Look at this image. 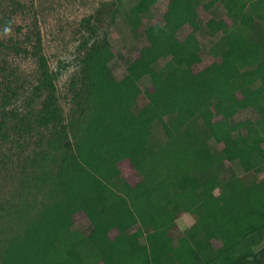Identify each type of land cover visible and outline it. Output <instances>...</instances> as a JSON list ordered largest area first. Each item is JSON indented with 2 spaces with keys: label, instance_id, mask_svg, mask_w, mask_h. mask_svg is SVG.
<instances>
[{
  "label": "trees",
  "instance_id": "trees-1",
  "mask_svg": "<svg viewBox=\"0 0 264 264\" xmlns=\"http://www.w3.org/2000/svg\"><path fill=\"white\" fill-rule=\"evenodd\" d=\"M159 1L138 4L145 13ZM203 1L169 0L139 53L137 67L154 69L145 89L133 68L121 80L110 74L108 34L93 38L104 13L115 22L118 4L88 21L80 63L89 112L77 127L60 108L40 31L26 34L40 72L35 97L43 99L39 109L5 119L20 138L40 134V152L29 160L41 168L39 189L20 209L25 228L9 236L0 264H264V246L255 248L264 240V0ZM218 2L232 24L210 48L216 61L196 71L203 61L196 30L180 40L172 24ZM246 110L256 118L231 122ZM126 160L136 184L120 168ZM89 206L85 234L75 215ZM183 215L192 219L184 230Z\"/></svg>",
  "mask_w": 264,
  "mask_h": 264
},
{
  "label": "rangeland",
  "instance_id": "rangeland-1",
  "mask_svg": "<svg viewBox=\"0 0 264 264\" xmlns=\"http://www.w3.org/2000/svg\"><path fill=\"white\" fill-rule=\"evenodd\" d=\"M208 1L203 2L205 4ZM115 2L118 4L115 22L112 23L104 13L102 23H97L101 28L93 38L101 39L105 32L108 34L115 54L108 66L110 74L121 80L129 73V68H133L132 76L145 89V78L154 73V69L137 67L139 53L148 45L147 36L154 31V25L162 22L169 0H160L151 11L145 13L138 0H0V125L3 123L5 127L0 130V251L10 235L16 236L19 230L25 228L20 209L34 199L39 189L35 184V177L41 168L32 167L29 160L32 154L40 152L37 145L40 134L20 138L12 130L15 123L13 118L5 119L11 118L16 112L23 116L34 108L39 109L43 99V96L35 97L40 72L36 60L28 54L32 47L27 43L26 34L40 31L43 52L55 74L60 108L66 123L73 120L77 127L89 112L80 63L84 55L82 44L90 34L87 23L90 21V26L96 24L99 11ZM132 10L140 15L139 26L134 24L137 16ZM231 24L232 19L227 15L223 4L218 2L211 9L199 5L194 14L180 15L172 26L180 40L196 30L203 58L202 63L195 66V70L199 71L216 61L210 55V48L222 38L221 27ZM216 25L219 29L212 34V28ZM234 52L230 48L226 54L230 57ZM200 84L205 87L208 82L202 80ZM9 90L14 93L11 95ZM6 96L11 101L7 102L4 99ZM146 102L147 97L143 94L137 106L142 107ZM255 118L256 115L251 110H246L238 113L231 122ZM198 126L202 127V122ZM160 130L161 126L157 133ZM120 168L130 183L136 184L140 179L130 161L122 162ZM256 175L250 174V177ZM93 209L89 206L75 215L76 229L85 234L90 232L88 216ZM191 221L190 217L181 216L178 220L180 229L188 228ZM116 235L117 231L111 232L112 238ZM262 246L264 240L255 248Z\"/></svg>",
  "mask_w": 264,
  "mask_h": 264
}]
</instances>
